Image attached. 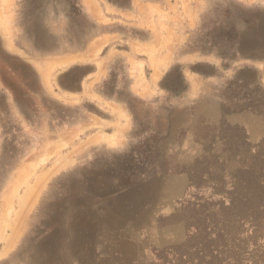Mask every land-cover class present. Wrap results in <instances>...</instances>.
I'll return each instance as SVG.
<instances>
[{
  "label": "rangeland",
  "instance_id": "obj_1",
  "mask_svg": "<svg viewBox=\"0 0 264 264\" xmlns=\"http://www.w3.org/2000/svg\"><path fill=\"white\" fill-rule=\"evenodd\" d=\"M85 1L0 0V264H174L264 168V0Z\"/></svg>",
  "mask_w": 264,
  "mask_h": 264
},
{
  "label": "trees",
  "instance_id": "obj_2",
  "mask_svg": "<svg viewBox=\"0 0 264 264\" xmlns=\"http://www.w3.org/2000/svg\"><path fill=\"white\" fill-rule=\"evenodd\" d=\"M254 168L238 170L243 178L220 202L212 199L216 194L203 202L206 207L198 211L202 217L196 221L201 228L189 233V245L178 252L174 264H244L243 255H252L249 264H264V168L261 173ZM190 183L194 186L192 177Z\"/></svg>",
  "mask_w": 264,
  "mask_h": 264
},
{
  "label": "crops",
  "instance_id": "obj_3",
  "mask_svg": "<svg viewBox=\"0 0 264 264\" xmlns=\"http://www.w3.org/2000/svg\"><path fill=\"white\" fill-rule=\"evenodd\" d=\"M253 1H255V0H253ZM256 1H258V0H256ZM136 2H137V0H131V8H129V10L125 11V13L123 14L124 17L131 18V19H136V16L139 17L140 13L137 12L135 10V8H134L135 4H137ZM84 5L86 7H88V10L90 9L91 12H94L96 10L97 6H98L97 3L95 1H93V0H86ZM110 36H112V35H110ZM111 38L112 37H109V36L105 37V39H104L105 41H103L99 45V47H97L95 45V46H93L91 48V50H88V51H86L83 54L79 53V54L73 56L70 59V61H69L70 64L71 63L82 62L83 60L86 61V62L91 60V62L96 64V66L93 67V70L95 72H93L91 74V76H92L91 79L87 80V83L85 84L86 88H88V86H90V88L95 86V84L100 80V77H99L100 74H99L98 71L101 70V69L107 68L106 63H108L111 60H113L114 57L117 54H119L118 48L111 49L112 46L108 45V42H110V44H111ZM106 45L109 46V49H108V47L105 48ZM129 51H131V53H129V62L132 63V64H136V55L134 54V52L139 51V47L136 48V46L131 45ZM162 60H164V59H162ZM165 61H166V59H165ZM161 65H162V61H161ZM161 65H157L155 67L151 66V67L152 68H158V69L160 67L164 68V66H161ZM132 67H134V66H132ZM137 88H138V84L136 85V82H134L132 84V86H131V90H133L132 92L134 93V92L139 91V88L138 89ZM91 95L94 96V92H91Z\"/></svg>",
  "mask_w": 264,
  "mask_h": 264
}]
</instances>
